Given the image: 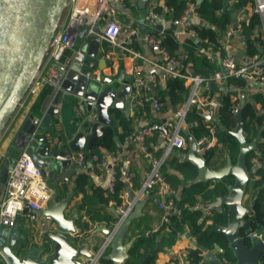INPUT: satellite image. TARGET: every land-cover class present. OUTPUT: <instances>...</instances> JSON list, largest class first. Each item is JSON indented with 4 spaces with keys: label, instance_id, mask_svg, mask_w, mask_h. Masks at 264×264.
Listing matches in <instances>:
<instances>
[{
    "label": "water",
    "instance_id": "water-1",
    "mask_svg": "<svg viewBox=\"0 0 264 264\" xmlns=\"http://www.w3.org/2000/svg\"><path fill=\"white\" fill-rule=\"evenodd\" d=\"M69 1L0 0V138L38 75ZM157 1L134 0V3L139 10H144L149 4ZM194 1L200 3L203 0ZM222 5L223 9L231 7L230 0H222ZM203 25L208 23L204 21ZM81 49L86 53L83 61L70 60L68 63L58 64L57 70L69 66L67 74L59 88L51 89L42 105V122L51 131L54 130L53 115L60 113L63 134L68 140L69 149L51 148L46 142L44 132L37 130L33 124L25 126L22 131V149L32 156L44 177H52L58 171H63L60 181L69 179L78 171L79 168L72 159L73 154L80 151L90 153L93 144L103 135L105 126L113 125L111 107H123L124 103L129 101L132 89L128 78L115 80L103 76L101 82L107 84L105 87H101V83L92 78V69L95 66L102 69L111 66V61L104 56L97 36L85 39ZM114 82L119 84L118 88L112 86ZM79 103H83L86 114L94 112L96 106L98 113L95 119L82 117L77 111ZM244 105L245 99L242 97L234 129L221 126L234 136L239 144L235 161L227 152L226 161L222 166H209L203 156L196 154V140L191 134L187 136L190 141L189 150L175 151L196 166L197 175L189 180L192 183L233 177L226 195H214L211 202L202 206L204 211L216 208L222 211L223 206L227 208L226 221L216 223L211 228L224 236L226 248H222L218 242L212 247L194 242L195 248L202 252L205 264H223L225 261H220L217 256L226 255L228 251L233 255L234 264H264L261 261L264 257V223H258L254 229L252 220L247 219L255 214L253 207L259 198L260 190L256 191L248 203L245 202L249 185H257L260 180L256 166L250 167L248 157L259 149V142L264 139V126L251 141L247 140L244 130ZM33 117L31 115L32 119ZM115 138L118 140V137ZM13 162L12 158L11 164ZM7 172L8 168L3 174L5 181ZM149 197L150 194L146 193L136 203L117 228L101 260L107 261L108 264H128L133 259L131 250L139 235L127 239V234L133 221L145 215L144 207ZM72 198L73 192L67 191L62 196L55 189L46 207L38 212L40 229L27 225L21 215L15 218L12 225H2L0 249L6 264H85L82 257H90L95 247H99L105 237L111 234L112 228L108 223L97 222L88 233L92 238L79 236L76 223L80 212L78 206H70ZM110 210L115 218H119V212L114 206ZM253 230H258L259 236L249 237ZM162 238L161 234L155 245L148 247L139 264H150L159 253L167 252L162 246Z\"/></svg>",
    "mask_w": 264,
    "mask_h": 264
},
{
    "label": "built area",
    "instance_id": "built-area-1",
    "mask_svg": "<svg viewBox=\"0 0 264 264\" xmlns=\"http://www.w3.org/2000/svg\"><path fill=\"white\" fill-rule=\"evenodd\" d=\"M230 0V6L233 8V18L227 23L220 36L219 45L216 46L208 37H200L194 27L191 26V19L195 16L200 17L198 13L199 2L189 0L184 12L172 19L174 26L173 35L181 41L184 36H188L200 47V52L210 54L201 48L204 44L214 46L211 53L219 65L210 74H197L188 72L184 62L180 58L172 56L168 50L162 46L161 37L154 33H145L142 40L145 41L155 53L156 58L151 60L140 52L134 50L133 44L138 31L135 27L129 31L128 38L121 40V34L124 31V22L118 11L119 6H125L127 0H70L65 8L62 20L59 23L57 34L54 36L49 47L47 55L42 63L38 75L31 84L28 93L35 94L43 86L49 85L52 88H59L63 78L66 76L69 66L56 70L55 68L47 75L42 74V68L48 62H55L56 65L64 63L63 57L65 51L71 48L76 39L85 41L92 36H97L101 42L104 56L111 61L112 66L117 61L118 55L116 48L121 49L131 58L127 69L134 77L135 86L139 93L134 95V103L140 110L145 109L149 104L155 111H161L163 102L151 89H155L161 83V79L178 77L181 78L187 86L186 99L176 108L173 117H167L160 120H152L144 113L137 121L134 130L129 134L128 139L135 142L142 155L150 162V172L142 183L140 193H152L155 195L157 208L160 212V225L154 226L144 231L146 236L155 233H161L164 229L162 225L174 230V218H180L183 209L187 204L179 206L173 196V189L167 182L162 166L171 154L173 149H184L187 147V134H191L190 127L197 125V120L192 122L187 120L189 111L197 108L199 114L207 119V134L195 138L196 154L203 156L205 152L215 146H223L217 134L216 125L212 122L217 109L224 104L222 94H229L231 100L230 112L237 114L242 95L246 98L257 95L260 100L253 104L257 114L262 117L264 122V46L259 53L246 55L241 52H229L233 46L239 47L245 51L246 30L244 24L254 14L260 17V30L264 38V0ZM155 3L149 4L147 18L151 22L162 19V14L156 9ZM201 18V17H200ZM86 53L77 49L69 58L70 60L83 61ZM144 59L150 63L146 74L139 69L135 59ZM69 60V61H70ZM67 61L66 63H68ZM55 65V67H56ZM104 74L103 69L94 67L92 69V78L103 84L101 79ZM51 88V89H52ZM25 96V98H26ZM59 106V104L57 105ZM77 111L82 117L95 119L96 113L86 114L83 103H79ZM59 113L53 115L54 130L44 132L46 142L51 148L64 150L66 144L63 138L62 123ZM43 116L33 117L32 122L37 130L44 127ZM159 136L163 142V152L157 156L147 143L149 138ZM73 161L79 170L84 169L88 162H92L97 168H106L110 170V179L106 188L108 197L114 196L117 183L123 179L127 184L132 182V173L128 165L120 163V159L112 154H99L80 151L72 156ZM251 166L256 168L264 167V147L254 151L248 159ZM54 189L47 182L46 177L42 175L41 168L36 165L32 156L22 150L19 156L8 167L7 178L4 188L0 194V227L2 225H12L15 218L21 215L33 229H39V210L45 208L47 201L51 197ZM127 194V193H126ZM141 197L138 194H131V197L125 203H118L115 206L119 212V218L111 231V234L105 237V241L92 251L90 257H82L85 264H100L102 256L107 252L112 237L117 228L129 215L136 203ZM109 202V201H108ZM198 207V206H197ZM86 231L81 227L77 228L79 236ZM182 230L176 231V238L179 235H188L191 233L188 223L183 224ZM181 233V234H180ZM86 234V233H85ZM258 230L249 233V237L259 236ZM195 248V247H194ZM194 248L185 247L176 251L174 256L186 257L189 262V255ZM220 261H225L217 256ZM0 258L4 260V255L0 249ZM5 261V260H4Z\"/></svg>",
    "mask_w": 264,
    "mask_h": 264
},
{
    "label": "crops",
    "instance_id": "crops-1",
    "mask_svg": "<svg viewBox=\"0 0 264 264\" xmlns=\"http://www.w3.org/2000/svg\"><path fill=\"white\" fill-rule=\"evenodd\" d=\"M154 3L157 7L158 6L163 7V10H162L163 12L159 10V12L162 14V19L155 21V22H151L150 20H148V18L145 21H142L139 18L138 13H136V12L134 13L133 7H136L134 0H127V4L125 6H119L118 7V11H119L120 16L122 18V21L124 22V31L122 32L120 39L122 41L126 40L128 38L130 29L135 27V29L138 31V35H137V37L135 36L136 39H135V42L133 44V48H134V50L140 52L141 54H143L144 56H146L148 59H151V60L156 58L155 53L153 52L151 47L145 41L142 40V35H144L145 33H154V34H157L161 37V35L165 32V30L167 28L174 29V26L172 25V19H174V18H171V17L165 18L163 15V13L165 11V6H164L165 1L164 0H158L157 2H154ZM200 21L204 22V20H202L198 16L193 17L191 19V26L194 27L197 23H200ZM138 24H141L144 29L142 28V30H141L140 26ZM186 38L191 39L188 36H184L183 40H181V41L183 42ZM82 43H83V41H81L80 38L76 39L75 44L71 48H68L65 51V54L69 53L70 55H68L67 57H63V61L64 62L69 61L70 60L69 58L75 53V51L79 48H82ZM199 48L200 47H198V45H197V49L194 52V54L198 57H201V58L204 56H208L211 61L213 60L216 63L217 68H219L218 62L214 58H212V56H211V53L214 50V46H212V44L211 45L204 44L201 46V48L203 50L208 51L210 54H207L205 52H200ZM116 51H117V55H118L116 63L114 64V66H112V64H111V66L104 68L103 72H104V74H106V76L112 77L115 80L116 79L125 80L126 78H128V81H129L132 89H131L130 94H129V101L125 102L123 107H111L110 114L113 118V125H110V124L106 125V126H111L115 129L114 139L117 143V150H115V151L110 150L109 151L105 147H100L99 153L100 154H112V155L118 156L121 164L129 166L130 171L132 173V182L130 184H127L125 182V180L121 179L120 181H124L126 187L120 189L117 192V196H110L109 200H108L109 202L105 203L101 199V190H103L102 193L104 194V197H106L107 196L106 191H104V190L107 188V184H108L109 179H110V170L108 167L103 168V169L97 168L96 166H94L92 164V162H88L87 166L84 169H82V170L78 169V171L75 172V174L72 175L69 179H65V180L60 181V178L63 175V171H58V173L52 177H50L48 175L46 176L47 182L52 187V189H54V190L57 189L58 192L62 196H64L67 191L73 192V198L71 200L70 206H75V205L78 206L79 212H80L79 220L81 221L82 224L88 222L90 225V228L84 229L86 231H83L86 234L83 233L80 235L82 237L84 236V238H87V237L92 238L93 237L91 234H88V233H89L90 229L96 225L97 222H99L100 224L108 223V225L113 229L115 222H117L118 219L114 217V214L110 210V208L113 206L114 207L117 206L116 204H118V203H125L126 200L131 197V194H138L142 198L147 193V192H145L144 194L143 193L141 194L140 190H141L142 183H143L144 179L147 177V175L150 172V168H151L150 162L142 155V153L139 149V146L135 142L129 140L128 138L125 139L124 141H121L120 133L122 132V128L119 125V122H118L119 120L114 118V115L112 113V109L119 108L123 117H125V119H127V120H131L130 128H132L134 130V128L137 125L138 119L144 113H146V115L149 118H151L152 120H160V119H164L167 117H173L175 115L176 108L181 104V103L178 104L176 107L170 106L168 104L166 106V103L160 99L163 102L161 111L153 110L149 104H146L145 109L140 110V108H138V106H136V104L134 103V95H137L139 93V90L135 86L133 75H131L127 69V66L130 65L132 60L129 57V55L128 54L126 55V53L124 51H122L121 49L116 48ZM182 51L184 53H186V50H182ZM231 51L232 52H238L239 57L242 55L241 52L245 53L244 50H241L239 47H235V46H233L229 52H231ZM176 58H180L182 60L181 57H176ZM135 63H137V65L139 66V69L141 70L142 73H144V74L147 73V71L150 67V63L146 62L142 58H138L137 60L135 59ZM184 64H185V67H186L188 72L196 73V72L192 71L191 64H189V63H187V64L184 63ZM55 65H56L55 62L49 61L48 64H46V66H44L42 68V74L47 75L54 68L57 70L56 67L58 65H56V67H55ZM95 67H98V66H95ZM211 72H213V71H211ZM197 74H204V73H197ZM161 80H163V79H161ZM119 82H121V81H119ZM183 83H184V81H183ZM186 85L184 83L185 89L187 90ZM105 86H107V84H105V83L101 84V87H105ZM112 86L114 88L115 87L118 88L119 84L117 82H114L112 84ZM151 91L157 95V91H155V89H151ZM38 92L35 94H29L28 96H26V98H24L21 101L20 105L18 106L16 112L14 113L13 117L11 118L8 125L6 126L2 136L0 138V194H1V192L4 188V184H5V180L3 177L5 169L10 166L11 159L13 158L15 160L19 156L21 151L23 150L21 147V144L24 142L21 139L23 136V134H22L23 128L25 126L28 127L29 125L33 124L31 115L34 117H40L41 118L44 114L43 107H41L38 111L33 109V103L36 99ZM221 97L223 98V102H224V98L225 97L229 98V94H227V93L225 94V92H224ZM242 97H244V99H245V104L248 101H251L253 106H254V104H253L254 101L260 100V97L257 95H252V96H249L248 98H246V95L243 94ZM229 100H230V98H229ZM230 102H231V100H230ZM230 107H231V105H230ZM221 108L216 110L215 115L212 118V122L216 125L217 134H218L219 138H220V136H219V132H218V126L220 128H221V126H224L222 123L219 122V117H218L219 116L218 113H219ZM254 109H255V106H254ZM93 111L95 113H98L96 106H95ZM255 112L257 114L256 109H255ZM230 114H232V113L230 112ZM58 115H59V118H57V120L60 119V121H61L60 113ZM232 115H234V114H232ZM234 116L236 117V125H237V116L236 115H234ZM236 125L230 129H234L236 127ZM191 127H190V131H191ZM205 127H206V124H205ZM227 129H229V128H227ZM41 130L43 132L47 133L50 129H48L44 126ZM245 134H246V138H247V133L245 132ZM187 136H188V134H187ZM192 136L194 138H196L193 134H192ZM115 137H118V140ZM156 137H157V140L150 141L148 143V146L152 151H154L155 154H156V152L158 153L159 151H161L160 154L157 155V156H161V154L163 152V148H164L163 142L159 136L156 135ZM63 138L66 141V144L64 146L65 147L64 150H67V149H69V145H68V140L64 134H63ZM149 140H150V138H149ZM248 141H251V140H248ZM262 141H264V139ZM262 141H260V142H262ZM260 142H259V148H262L260 146ZM189 147H190V141L187 137V147L184 149H179V150H180V152H187L189 150ZM215 147L217 148V150H216V154L213 158L208 160V159H206L205 154L203 155V157L207 160V163L209 166L217 168L219 166H222L225 163L226 154H227V152L229 153V149H228V147H226L224 142H223L222 147H220V146H215ZM176 150L177 149L172 150L171 154L167 158L168 161L166 160L167 162L165 163L164 166H162V171H163V174H164L167 182L170 184V186L173 189L172 194H173L174 198L176 199L177 203L179 204V206H184V204H187L188 207L184 208L183 209L184 211L192 212L195 210H200L202 212V215H201V218L199 219V223H202V229L212 228L214 226V224H216V223L225 222L226 221V210H227L226 206H223L222 211H219L217 208L216 209H208V210L204 211L202 209V206L205 203L211 202L214 195H226L228 193L229 184H231L233 182V177L228 176V177H225V178L220 179V180H211V181H207V182L192 183L189 180L196 177L197 168L191 161L185 160L181 156H179L175 152ZM238 152H239V144H238V151H237V153L235 155V159H233V161L236 160ZM86 153L89 154V152H86ZM250 167H252V166L250 165ZM258 169L259 168H257V177L261 178V176L258 175ZM82 173H84V174H82ZM222 181L226 182V191L218 190L216 188L217 185L219 183H221ZM263 183H264V180L262 183L259 182L257 185H253V184L249 185L248 190L246 192V196H245V202L246 203H248L253 198V196L257 190H261L262 186H264ZM80 185L83 186L84 191L78 190V186H80ZM196 185H199L200 188L202 187V190L197 191V189H195ZM191 192H193L192 196L195 198L194 202H191V201L187 200V198H186L187 195L191 194ZM149 194H150V197L147 200L145 207H144L145 215L143 217L133 221V223L130 227V230L127 234V239H129L133 235H139L140 232H144L145 230L150 229L154 226L160 225L161 216H160V212L157 208L155 195L152 193H149ZM84 200L87 201L86 206H89V207H87V208H81L80 207L81 202ZM90 210H91V213H93L94 215L99 214V215L105 216V217L110 216L111 219L109 221H106V220L92 221L90 218ZM203 215H205V217H203ZM79 220H77L76 224L78 225V227H82V226H80ZM39 221H40V219H39ZM27 225H29V224L27 223ZM188 225L190 226V230H192L190 223H188ZM162 227L164 229L161 231V233H158L156 241L161 234L163 235V237L166 236V238H167L168 233H170V227L165 226V225H162ZM40 228H41V226L39 224V229ZM181 230L182 231H180V232L182 233L183 228ZM155 234L157 235V233H155ZM84 238H82V239H84ZM162 240H163V238H162ZM195 241H196V239H195L194 235L192 234V232L186 236L179 235L178 238H175L173 244L170 246L164 245L161 241L162 246L167 249V252L159 253L156 256V263L155 264H175L174 260H176V263H178V264H190L188 258L174 256V255L176 254V251H178L181 248H185V247L194 248L195 247V245H194ZM217 242H218V244L222 245V248H224L226 246V240H225L223 235L219 236V239L217 241H214V244ZM96 249H98V247H95V249L93 251H95ZM228 253H229V255H231V257H233L231 252H228ZM218 255L220 258H223V260H225V262L223 264H230V261L235 262L232 260L231 257L226 258L224 255H221V254H218ZM104 261L105 260L102 259V260H100L99 263L100 264H108L107 261L106 262H104Z\"/></svg>",
    "mask_w": 264,
    "mask_h": 264
},
{
    "label": "trees",
    "instance_id": "trees-1",
    "mask_svg": "<svg viewBox=\"0 0 264 264\" xmlns=\"http://www.w3.org/2000/svg\"><path fill=\"white\" fill-rule=\"evenodd\" d=\"M164 1H165V5H164L165 11L163 13L164 17L176 18L184 12L189 0H164ZM245 1L246 0H244L243 2ZM156 9L158 11L159 10L162 11L163 7L158 6ZM198 13L202 20L208 22V25H203V22L200 21V23H197L194 26L198 35L203 38L208 37L213 43H215L216 46H218L222 31L225 29L227 23H229L233 18V8L229 7L223 9L222 0H203L202 2H200L198 6ZM244 27L246 30L245 54L250 56L259 53L261 51L260 49H262V47L264 46V38L260 30L259 15L257 14L252 15L246 21ZM173 31L174 29L167 28L165 32L161 35L162 46H164L172 56L181 57L184 63L191 64L192 71L196 73L209 74L211 71L217 68L216 63L213 60L211 61L208 56H204L201 58L194 54V52L197 49V43H195L193 39L186 38L183 42L179 41L174 37ZM182 50H186L187 54L184 53ZM68 55L70 54L66 53L64 54V57H67ZM51 88H52L51 86L45 85L39 90L36 99L33 103V109L38 111L42 107L44 100L51 92ZM155 91H157V95L160 97V99L166 103V106L168 104L170 106L176 107L178 104L182 103L187 96V90L185 89L183 80L178 77L165 78L161 80L160 85H158L155 88ZM230 105L231 102L229 98L225 97L224 105L222 106V108L218 113L219 122L229 129L233 128L236 125V117L230 114ZM112 113L114 115V118L119 120L118 121L119 125L122 128V132L120 133V139L121 141H124L125 139L128 138L129 134L133 130L132 128H130L131 120L125 119L119 108L112 109ZM243 118H244V130L247 133V139L252 140L256 136L260 127L264 125V123L262 121V117L256 114L254 106L252 105L251 101H248L243 108ZM187 120L190 122H192L193 120H197L198 122L197 125L191 127V132L196 138L201 137L208 132L207 128L205 127V123L207 122V119L199 114L197 108H193L191 111H189ZM218 132L220 139L225 143L226 147H228L230 155L232 156L233 159H235V155L238 151L237 140L235 139L234 136H232L225 130H222L219 126H218ZM114 136H115V129L111 126H106L104 128L103 135L99 137L97 141L93 144L90 152L99 153L100 147H105L109 151L117 150V143L114 139ZM262 136L264 137V130L262 132ZM152 140L153 141L157 140V137L153 136V138L147 140V143H149ZM260 146L264 147V141L260 142ZM216 150H217L216 147H212L211 149L207 150L205 152L206 159L209 160L213 158L216 154ZM160 152L161 151H159L158 153L156 152V155H159ZM253 153L254 152H252L249 155V158ZM165 163L163 164V166L165 165ZM258 175L261 176L259 182L262 183L264 180V167L258 169ZM116 187L117 189L114 196H117V192L120 189L126 187L125 182L119 180ZM216 188L218 190L226 191V182L222 181L217 185ZM195 189H197V191L202 190V187L200 188L199 185H196ZM78 190L84 191L83 186L82 185L78 186ZM102 191L103 190H101V199L105 203H107L109 197L108 196L104 197ZM104 191H106V189ZM192 194L193 192H191L190 195H187L186 198L187 200L194 202L195 198L192 196ZM86 205H87V201L84 200L81 202L80 207L81 208L89 207ZM255 209H256V218L253 222L254 229L257 228L258 223H262V224L264 223V219H263L264 218V186H262L260 190V195L256 201ZM201 215L202 212L200 210H195L192 212L183 210V214L180 218H174V222H175V226L173 228L174 230L168 233L167 238L166 236L163 237L162 243L167 246L172 245L176 238V231L181 230L183 228L184 223H190L192 228L191 232L194 235L196 241L208 247H212L214 241H217L219 239V236L222 235L220 232L212 231L211 228L202 229V223H199V219L201 218ZM90 218L92 221H102V220L109 221L111 219L110 216L105 217L99 214L94 215L93 213H91V210H90ZM79 223L80 226H82L81 227L82 229L90 228L88 222L82 224L81 221L79 220ZM157 236L158 234L146 236L144 232H140L131 250L133 259L130 260L128 264H139L142 258L145 256L148 247L155 245ZM228 252L226 253V255H224L226 258L231 257V255H229ZM231 258L234 261V258L233 257ZM189 259H190V264H203L202 252L196 248L191 250ZM154 262H155V257L150 264H154ZM0 264H6V262L2 258H0Z\"/></svg>",
    "mask_w": 264,
    "mask_h": 264
},
{
    "label": "rangeland",
    "instance_id": "rangeland-1",
    "mask_svg": "<svg viewBox=\"0 0 264 264\" xmlns=\"http://www.w3.org/2000/svg\"><path fill=\"white\" fill-rule=\"evenodd\" d=\"M133 11L134 13H138L139 15V18L142 20V21H145L147 19V10L144 9V10H139L137 7H133ZM140 26V29L142 30V25L141 24H138ZM144 29V28H143Z\"/></svg>",
    "mask_w": 264,
    "mask_h": 264
},
{
    "label": "flooded vegetation",
    "instance_id": "flooded-vegetation-1",
    "mask_svg": "<svg viewBox=\"0 0 264 264\" xmlns=\"http://www.w3.org/2000/svg\"><path fill=\"white\" fill-rule=\"evenodd\" d=\"M253 209H254V211H255V214H254V216H249L247 219L248 220H252V223L254 222V220H255V218H256V209H255V206L253 207ZM264 219V218H263ZM261 261L264 263V257L261 259ZM156 263V257H155V262H154V264ZM174 263L175 264H178V263H176V260H174ZM203 264H205L204 263V261H203ZM230 264H234V262H232V261H230Z\"/></svg>",
    "mask_w": 264,
    "mask_h": 264
}]
</instances>
